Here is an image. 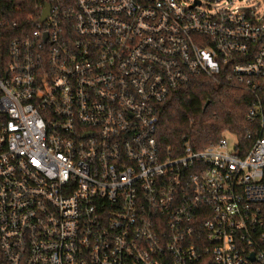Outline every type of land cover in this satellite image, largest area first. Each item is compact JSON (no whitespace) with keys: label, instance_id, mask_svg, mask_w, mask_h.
<instances>
[{"label":"built area","instance_id":"2783aa9c","mask_svg":"<svg viewBox=\"0 0 264 264\" xmlns=\"http://www.w3.org/2000/svg\"><path fill=\"white\" fill-rule=\"evenodd\" d=\"M9 1L0 264H264V15L238 0H26L14 20ZM221 74L254 96L247 154L227 135L163 151L162 106Z\"/></svg>","mask_w":264,"mask_h":264},{"label":"trees","instance_id":"16d2710c","mask_svg":"<svg viewBox=\"0 0 264 264\" xmlns=\"http://www.w3.org/2000/svg\"><path fill=\"white\" fill-rule=\"evenodd\" d=\"M14 2H24L25 11L31 12L26 0H10L6 10L9 19H18ZM14 35L19 36L17 31L4 32L0 45H8ZM253 101L254 96L246 86L230 82L224 74L215 79L196 77L162 106L156 135L158 144L163 151L176 155L185 144L203 150L229 135L244 156L257 137L256 123L247 120Z\"/></svg>","mask_w":264,"mask_h":264},{"label":"rangeland","instance_id":"374dc122","mask_svg":"<svg viewBox=\"0 0 264 264\" xmlns=\"http://www.w3.org/2000/svg\"><path fill=\"white\" fill-rule=\"evenodd\" d=\"M237 5L245 9L256 8L258 13H260L261 15H264V0H245V1L238 0ZM227 138L230 142L235 141L232 136L227 135Z\"/></svg>","mask_w":264,"mask_h":264},{"label":"water","instance_id":"95a60500","mask_svg":"<svg viewBox=\"0 0 264 264\" xmlns=\"http://www.w3.org/2000/svg\"><path fill=\"white\" fill-rule=\"evenodd\" d=\"M49 11H50V8H48V10L45 11V13H44V15L42 17L43 21L49 16Z\"/></svg>","mask_w":264,"mask_h":264}]
</instances>
